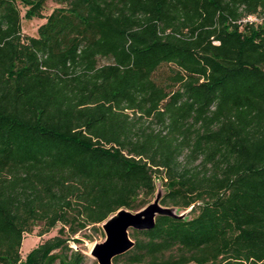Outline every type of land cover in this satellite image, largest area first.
<instances>
[{
  "label": "trees",
  "instance_id": "trees-1",
  "mask_svg": "<svg viewBox=\"0 0 264 264\" xmlns=\"http://www.w3.org/2000/svg\"><path fill=\"white\" fill-rule=\"evenodd\" d=\"M249 15L264 0H0V264H85L69 242L145 207L157 180L189 219L129 230L112 264H264V22ZM57 226L21 257L24 234Z\"/></svg>",
  "mask_w": 264,
  "mask_h": 264
},
{
  "label": "water",
  "instance_id": "water-1",
  "mask_svg": "<svg viewBox=\"0 0 264 264\" xmlns=\"http://www.w3.org/2000/svg\"><path fill=\"white\" fill-rule=\"evenodd\" d=\"M167 208L171 207L161 206L158 200L157 206H149L141 212L133 213L126 209H120L111 215V219L102 226L105 240L100 244L93 245L90 249V255L97 264H112L114 257L125 253L133 246V241L129 237V230L150 229L154 225L157 215L184 218L183 215H177ZM186 211H190V208Z\"/></svg>",
  "mask_w": 264,
  "mask_h": 264
},
{
  "label": "rangeland",
  "instance_id": "rangeland-1",
  "mask_svg": "<svg viewBox=\"0 0 264 264\" xmlns=\"http://www.w3.org/2000/svg\"><path fill=\"white\" fill-rule=\"evenodd\" d=\"M59 5L52 2V1H47L45 10H44V15H48L54 8L58 7ZM21 15H23V10L21 11ZM44 23L43 19H31V20H21V30L24 35H29V36H36V30L37 28ZM101 63H105V60H101ZM169 67L163 66L161 67L158 72L156 73L155 77L160 80L166 77L168 74ZM164 193V188L161 185V182L159 180L156 181V191L154 194V197L152 200L145 206V208H148L149 206H157L158 200ZM144 208V207H143ZM144 208V209H145ZM144 209H140L139 211H143ZM169 211H172L173 213L177 215H183L185 219H189L190 214L188 213L189 211L186 210H181V209H176V208H167ZM146 212V211H145ZM134 213V212H133ZM112 217V216H111ZM109 217L105 222L100 224L98 227L101 231V233H95L90 230L83 231L82 233L78 234L75 236L76 240H79L80 243L77 244L73 241L69 242V246L73 250H80L82 253H84L87 256V260L85 264H91L95 259L90 255V249L92 248L93 245L95 244H100L105 240V233L103 231L102 226L111 219ZM59 226L53 228L50 232L42 235V236H37V233L39 231V227H35L32 231L31 234H24L22 244H21V249H20V254L21 257L24 258L26 253L34 248L36 245L39 243L57 235ZM90 238H89V237ZM58 264V263H56Z\"/></svg>",
  "mask_w": 264,
  "mask_h": 264
},
{
  "label": "built area",
  "instance_id": "built-area-1",
  "mask_svg": "<svg viewBox=\"0 0 264 264\" xmlns=\"http://www.w3.org/2000/svg\"><path fill=\"white\" fill-rule=\"evenodd\" d=\"M240 22H243V23H245V22H248V23H252V22L261 23V22H264V18H260V17L249 15V16H246L245 18H243Z\"/></svg>",
  "mask_w": 264,
  "mask_h": 264
}]
</instances>
